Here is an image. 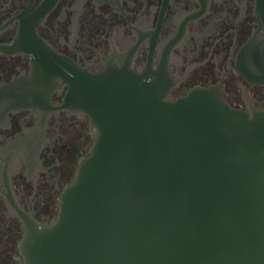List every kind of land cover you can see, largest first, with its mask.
<instances>
[{"label":"water","instance_id":"obj_1","mask_svg":"<svg viewBox=\"0 0 264 264\" xmlns=\"http://www.w3.org/2000/svg\"><path fill=\"white\" fill-rule=\"evenodd\" d=\"M67 69L94 141L50 222L18 214L24 264H264V106Z\"/></svg>","mask_w":264,"mask_h":264},{"label":"flooded vegetation","instance_id":"obj_2","mask_svg":"<svg viewBox=\"0 0 264 264\" xmlns=\"http://www.w3.org/2000/svg\"><path fill=\"white\" fill-rule=\"evenodd\" d=\"M65 62L264 106V0H0V264H24L18 214L50 222L94 141Z\"/></svg>","mask_w":264,"mask_h":264}]
</instances>
